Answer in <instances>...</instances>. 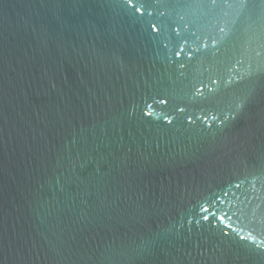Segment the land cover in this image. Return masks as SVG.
Here are the masks:
<instances>
[{"label": "water", "instance_id": "95a60500", "mask_svg": "<svg viewBox=\"0 0 264 264\" xmlns=\"http://www.w3.org/2000/svg\"><path fill=\"white\" fill-rule=\"evenodd\" d=\"M0 264H264V0H0Z\"/></svg>", "mask_w": 264, "mask_h": 264}, {"label": "snow or ice", "instance_id": "6c2138e0", "mask_svg": "<svg viewBox=\"0 0 264 264\" xmlns=\"http://www.w3.org/2000/svg\"><path fill=\"white\" fill-rule=\"evenodd\" d=\"M138 11H139V9H137ZM204 212H208V209H202ZM213 215H215L214 213H213ZM204 219H208V216L207 215H205L204 217H203Z\"/></svg>", "mask_w": 264, "mask_h": 264}]
</instances>
